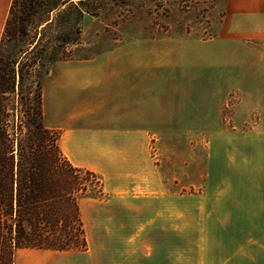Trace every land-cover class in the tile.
Returning <instances> with one entry per match:
<instances>
[{"label":"crops","instance_id":"crops-1","mask_svg":"<svg viewBox=\"0 0 264 264\" xmlns=\"http://www.w3.org/2000/svg\"><path fill=\"white\" fill-rule=\"evenodd\" d=\"M9 4L0 0V40ZM224 9L214 39L131 41L90 59L57 62L42 84L44 124L60 133L72 165L118 180L110 197L124 194L133 179L145 181L148 192L119 196L131 200L128 209L146 205L155 214L159 206L151 204L162 193L151 191L149 167L139 170L132 155L150 134L202 131L229 148L236 174L225 177L223 168L221 185L206 186L203 214L187 209L191 232L202 218L212 248L178 264H264V50L247 44L264 40V0H225ZM231 92L240 100L226 129L222 111ZM133 168L136 178L128 175ZM182 206H170L173 220Z\"/></svg>","mask_w":264,"mask_h":264},{"label":"rangeland","instance_id":"rangeland-1","mask_svg":"<svg viewBox=\"0 0 264 264\" xmlns=\"http://www.w3.org/2000/svg\"><path fill=\"white\" fill-rule=\"evenodd\" d=\"M100 3L99 17L84 15L80 24L81 44L71 49V61L90 59L136 40L214 39L220 27V15L222 12L225 14V0L200 2L188 12L180 10L177 3L166 2L163 5L169 13L161 18H157L154 1L150 0H145L142 9H139V2L129 3L132 8L120 4V0H102ZM247 44L264 50V40L248 41ZM228 97L227 108L224 105L222 111L226 129L232 127V111L240 95L231 92ZM147 142L145 147H134L132 155L139 159V170L145 171L149 167L151 191L161 190L162 194L157 195L159 198L151 202L159 205L155 214L147 210L146 205L128 209L131 200L119 199L131 198L140 191L148 192L145 181L139 176V179L132 180L137 182L124 194L110 197L108 192L111 187H116L118 180H105L97 173L106 186L105 196L101 200L85 198L79 204L88 250L63 253L18 250L14 264H178L179 259L181 262L193 261L194 252L210 250L212 245L203 240V219L198 217L197 232L192 233L188 223L190 211L187 209L197 206L203 214L206 186L214 188L221 185L220 170L223 168L225 177L228 173L231 177L236 174L237 167L228 159L229 148L222 146L224 144L219 137H209L202 131L157 132L150 134ZM228 164L234 167L227 168ZM134 168L128 173L129 177L136 178ZM173 203L183 204L181 211L175 212V220L169 209ZM177 214H180L179 218ZM147 223L150 225H142Z\"/></svg>","mask_w":264,"mask_h":264},{"label":"trees","instance_id":"trees-1","mask_svg":"<svg viewBox=\"0 0 264 264\" xmlns=\"http://www.w3.org/2000/svg\"><path fill=\"white\" fill-rule=\"evenodd\" d=\"M150 1L157 18L169 13L166 2L183 12L209 2ZM100 2L11 0L0 41V264H14L18 250H88L79 204L103 199L104 184L94 171L72 165L60 133L45 126L42 84L52 65L72 60L83 17H99ZM133 2L142 9L145 0H120L131 8Z\"/></svg>","mask_w":264,"mask_h":264}]
</instances>
